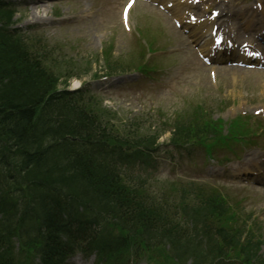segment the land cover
I'll list each match as a JSON object with an SVG mask.
<instances>
[{
    "label": "trees",
    "instance_id": "trees-1",
    "mask_svg": "<svg viewBox=\"0 0 264 264\" xmlns=\"http://www.w3.org/2000/svg\"><path fill=\"white\" fill-rule=\"evenodd\" d=\"M108 136L122 137L138 146L152 141L150 137L116 132L94 109L66 99L55 80L13 41H0V166L11 164L27 181L23 187L12 182L13 173L0 171V187L11 188L5 195L19 192L14 202H8L10 207L0 201L5 213L0 236L6 238L0 248L1 264L3 255L11 254L9 233L16 226H20L21 238L48 262L52 260L49 257L58 256L63 246L59 235L62 230L68 232L72 224L67 217L85 201L105 210V215L119 224L126 223L122 218H128L130 231L138 233L144 244L168 245L178 261L184 262L190 255L193 264H203L220 256L214 241L198 235L204 218L221 213L219 205L209 198L184 203L183 227L175 219L164 220L129 194L113 172L98 161V152L107 147ZM94 218L84 215L81 220L88 225ZM190 221L191 228L187 227ZM220 233L225 244H236L235 234ZM254 246L247 240L240 248L243 262L259 257ZM226 254L215 264H223ZM257 260L264 264V260Z\"/></svg>",
    "mask_w": 264,
    "mask_h": 264
},
{
    "label": "rangeland",
    "instance_id": "rangeland-1",
    "mask_svg": "<svg viewBox=\"0 0 264 264\" xmlns=\"http://www.w3.org/2000/svg\"><path fill=\"white\" fill-rule=\"evenodd\" d=\"M123 2L124 0H66L58 5L37 6L30 10L19 11L13 18L17 27L37 24L38 30L45 31L43 34L48 43L59 52H63L65 60L58 65L60 69L57 72L59 76L57 87L67 84L66 88L72 90L82 84H90L92 91L105 99L102 101L103 107L105 105L117 112L113 115L114 121L121 123L127 117L134 116L133 123L141 127L139 129L143 133L165 127L167 125L165 121L172 117L190 114L191 104H200L203 109L210 107L213 119L218 120L225 129L227 127L225 121L228 122L241 113L251 114L256 108H264V72L228 69L217 72V79L210 77L209 70L194 73L196 69L192 66L194 63L197 64L198 60L162 12L143 3H136L129 19L134 33H127L120 16ZM6 16L7 14L0 12V20H4ZM142 19H152L155 25H162L163 20L167 21V25L160 29L162 38L168 43L170 49L177 51L172 55L174 61L169 63L174 69L167 70L169 75L161 77L159 82L148 81L143 84L147 85L146 87L126 86L128 82L136 81V76L118 77L111 82L107 80L103 82L99 77L93 78L102 73L101 66L97 62L104 60V51L114 55L122 54L125 56L124 59L134 56L138 40L136 39L137 30L132 26L137 27ZM145 22L157 29L148 20ZM166 27L173 28L174 32L170 34V29ZM181 54L185 56L179 57ZM69 64H74L71 70L66 68ZM185 64H188L187 67L191 71L189 77L185 76L182 70ZM217 101H220V105L215 107L214 104ZM106 112L109 117L110 112ZM104 116L107 117L106 114ZM132 127L129 125V128ZM162 135L161 140L165 139L168 133L165 132ZM250 149H241L236 161H232L229 165L234 164L233 166L238 167L248 158L251 159L254 152L250 153ZM222 153L223 150L218 152L220 159ZM174 155L177 158V155ZM203 157L204 151H196L193 157H190L192 161L182 168L184 171L195 173L200 169ZM158 158L162 161L164 171L178 166V164L175 166L173 163H165L164 160L168 161L166 155ZM216 176H219L218 172ZM221 184L217 182L218 186ZM233 194L246 197V203H243L248 209H254L258 213L263 221L264 230V190L250 189L247 193H243L235 189ZM262 249L264 252V244ZM82 257L77 256L71 259L70 264H82L84 261ZM149 263L147 258H143L134 264Z\"/></svg>",
    "mask_w": 264,
    "mask_h": 264
}]
</instances>
